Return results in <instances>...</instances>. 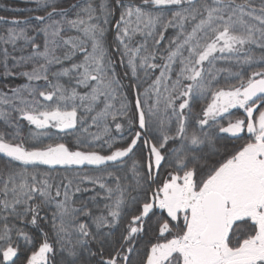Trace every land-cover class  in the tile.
I'll list each match as a JSON object with an SVG mask.
<instances>
[{"label":"snow or ice","instance_id":"1","mask_svg":"<svg viewBox=\"0 0 264 264\" xmlns=\"http://www.w3.org/2000/svg\"><path fill=\"white\" fill-rule=\"evenodd\" d=\"M33 2L0 16L26 81L0 89V264H264V0Z\"/></svg>","mask_w":264,"mask_h":264},{"label":"trees","instance_id":"2","mask_svg":"<svg viewBox=\"0 0 264 264\" xmlns=\"http://www.w3.org/2000/svg\"><path fill=\"white\" fill-rule=\"evenodd\" d=\"M67 2V0H66ZM36 5L35 3L33 2V0H0V16H4L6 17L9 21H11L12 19H20V20H23L25 17H29V16H35V15H41L43 13L41 12H33V11H29V9H33L35 8ZM8 27H14V25L10 24V23H5V24H0V31L4 30V29H7ZM166 36H172L174 35V30L172 29H169L168 32L165 33ZM109 41H111L112 39V35L109 34V37H108ZM137 40L140 39L139 36H137L136 38ZM167 41L165 40L164 41V44H166ZM254 51L256 52V54H259V49L255 48L254 47ZM228 65L224 64V63H218V67H227ZM120 69H118L119 71ZM158 74V72L156 73ZM66 79V78H65ZM229 83H235V80H230L228 81ZM26 83L25 79L22 78V77H12V78H4L2 76H0V89L2 90H5L7 91L9 88L11 87H16V86H19V85H22ZM41 84L43 82H40ZM125 83H127V81H125ZM224 81L223 79H221V84H223ZM146 86V85H145ZM128 96H129V99L132 100L133 99V92L131 89H128ZM206 102L208 101H198L194 104V111H199L201 106L203 104H205ZM232 115L233 117L235 116H239V115H242V110H232ZM121 123H123V121H119ZM223 123H226V121H222ZM21 123V131L24 135H27L28 131L33 128V126H30L28 125L27 121H20ZM0 130H4V125H3V122L0 121ZM92 131H95V129H92ZM53 132H55V130H53ZM125 137H127V130L125 131ZM74 140V137H69L68 138V141L69 142H72ZM52 141H49V140H44V143H50ZM171 146V145H169ZM142 149V146L141 148H138L137 149V154L136 156L133 157V159H136L139 157L140 155V151ZM128 165L129 167L131 166V161L129 160L128 161ZM166 167V166H165ZM41 171H47V168L45 166H42ZM79 169H68V170H65L64 168H57L56 172L53 173V175H56L57 173H59L60 175H66V176H69L71 177L73 172L75 171H78ZM162 171V175H163V169L161 170ZM83 173H88V174H97V173H93L91 172V170L89 168H85L82 170V174ZM83 187H92L91 185L85 183L83 185ZM99 189H97L98 191ZM93 193L91 192H87V193H79L77 194L76 198L77 199H86L87 197H89L90 195H92ZM101 204V207H102V201L99 202ZM32 232H34L35 230H31ZM119 230H117V234H118ZM13 239H15V235H13ZM26 255H30V250L29 248H26L23 243L21 242V248H20V255L18 258H14L16 259L17 261V264H24V261H25V258H26Z\"/></svg>","mask_w":264,"mask_h":264}]
</instances>
